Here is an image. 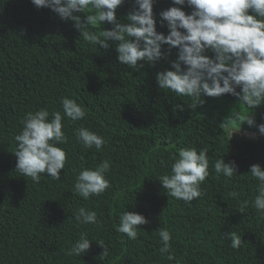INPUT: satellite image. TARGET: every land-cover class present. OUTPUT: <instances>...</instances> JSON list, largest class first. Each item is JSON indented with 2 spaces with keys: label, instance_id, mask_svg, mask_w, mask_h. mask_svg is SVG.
<instances>
[{
  "label": "trees",
  "instance_id": "16d2710c",
  "mask_svg": "<svg viewBox=\"0 0 264 264\" xmlns=\"http://www.w3.org/2000/svg\"><path fill=\"white\" fill-rule=\"evenodd\" d=\"M172 6L191 12L172 0H154L156 30L164 35L169 29L166 21L161 26L160 13ZM136 7L135 0H124L115 10L117 18L128 23L126 17ZM112 27L103 22L90 30L99 35ZM108 43L104 49L84 41L72 20L37 8L31 0H0V264H264V219L253 203L258 181L249 173L253 164L264 169L258 128L264 124V102L254 108V124L243 125L256 137L230 138L226 121L208 110L217 97L205 95L203 103L190 107L191 98L158 87L156 75L172 70L177 48L162 45L164 57L154 64L138 61L133 70L118 62V42ZM205 54L214 56L210 50ZM221 96L239 102L234 95ZM64 97L82 105L86 117L62 121L68 140L58 146L68 158L60 178L42 174L34 183L15 169V136L29 112L47 109L49 119L56 111L63 115ZM81 127L105 139L100 151L77 141L74 133ZM182 148H206L209 155L203 195L191 203L168 195L158 180L170 174ZM220 158L235 162L231 178L216 175L213 165ZM103 160L110 162L105 176L111 187L84 200L75 194L76 176ZM81 206L96 211L100 224H78L73 212ZM125 210L148 221L137 226L135 240L116 230ZM161 228L172 236L173 260L159 252ZM82 232L91 240L90 248L80 257L66 255ZM229 232L241 236L239 248L225 238ZM97 241L108 247L107 257L101 256L104 249Z\"/></svg>",
  "mask_w": 264,
  "mask_h": 264
},
{
  "label": "clouds",
  "instance_id": "9594fccd",
  "mask_svg": "<svg viewBox=\"0 0 264 264\" xmlns=\"http://www.w3.org/2000/svg\"><path fill=\"white\" fill-rule=\"evenodd\" d=\"M31 2L37 8L51 9L62 20H72L83 40L94 46L108 49L109 40L118 42V62L133 70H137L138 61L154 64L164 57L162 45L166 44L169 49L177 48V58L171 62L172 70L158 72L156 80L158 87L164 92L191 98L194 105H189L190 107L203 103L202 97L205 95H234L251 111L264 102V0H172L173 5H187L191 12L186 14L176 6L161 11V26L167 22V35L156 30L152 11L154 0H135L137 7L127 15L128 23H122L115 11L124 0ZM90 10H95V13ZM80 13L83 18L78 15ZM103 22H108L113 27L102 29L99 35L90 30ZM206 50L213 52L214 56L206 55ZM142 66L143 63L139 65ZM237 87L239 91H236ZM61 106L63 115L56 111L52 113L51 119L48 118L47 109L27 113L22 131L15 136V169L34 183H39L42 174L53 180L60 178L68 158L66 151L58 146L68 140L62 130V121L65 117L73 122L86 117L84 107L74 99L61 98ZM177 108L183 110L182 105H177ZM249 113L243 116L237 110L231 112L229 118L246 121L252 126L254 119ZM258 128L264 134V124L258 125ZM234 131L236 130L230 133V138ZM74 134L86 149L95 148L100 151L106 144L101 135L87 128L76 129ZM213 167L217 176L222 174L231 178L236 174L235 162L225 163L222 158L217 159ZM109 170L108 160H103L94 169L83 168L75 179V194L88 200L91 196L104 193L111 187L105 176ZM249 173L258 181V192L253 203L259 216L264 219V169L259 164H253ZM209 175L208 149L197 151L195 148H182L171 164L170 174L159 176L158 180L168 195L191 203L202 197L201 185ZM230 195L235 197L236 193L232 192ZM247 206L248 201H243L239 211L244 213ZM73 217L81 225L100 224L96 211L83 206L73 212ZM147 222L142 214L125 210L119 217L116 230L126 234L128 239L135 240L138 237L137 226ZM158 235L162 242L159 252L161 255L167 254V260H173L170 232L161 228ZM225 238L230 240L233 249L242 244L241 236L235 232H229ZM90 241L87 233L82 232L75 243L65 250V254L80 257L90 248ZM97 242L104 249L101 256L107 257L108 247L102 241Z\"/></svg>",
  "mask_w": 264,
  "mask_h": 264
},
{
  "label": "rangeland",
  "instance_id": "374dc122",
  "mask_svg": "<svg viewBox=\"0 0 264 264\" xmlns=\"http://www.w3.org/2000/svg\"><path fill=\"white\" fill-rule=\"evenodd\" d=\"M208 110H214L218 113L225 121H226V128L229 129V136L230 133L233 130H236L232 133V135H240V136H247V137H256L257 133L252 132L250 128L244 129L243 125L246 127H251L247 124L246 121H236L233 119H230V114L233 111H239L241 115L246 116L251 110L248 107H245L243 104H241L238 101L227 99L224 96L217 97L216 101L214 102L213 106H209ZM253 117V119L256 116L255 109H252V111L249 113ZM240 127V128H239ZM239 129V130H238ZM264 139V134H263Z\"/></svg>",
  "mask_w": 264,
  "mask_h": 264
}]
</instances>
